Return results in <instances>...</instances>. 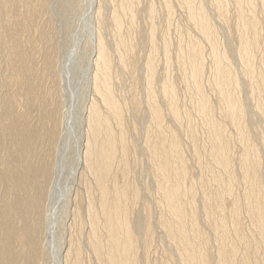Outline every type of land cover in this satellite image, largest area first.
Listing matches in <instances>:
<instances>
[{
	"label": "bare ground",
	"instance_id": "bare-ground-1",
	"mask_svg": "<svg viewBox=\"0 0 264 264\" xmlns=\"http://www.w3.org/2000/svg\"><path fill=\"white\" fill-rule=\"evenodd\" d=\"M90 1L0 0V264H264V0Z\"/></svg>",
	"mask_w": 264,
	"mask_h": 264
},
{
	"label": "rangeland",
	"instance_id": "rangeland-1",
	"mask_svg": "<svg viewBox=\"0 0 264 264\" xmlns=\"http://www.w3.org/2000/svg\"><path fill=\"white\" fill-rule=\"evenodd\" d=\"M93 0L90 1L92 4ZM94 6L92 5L90 7V11ZM89 10V8H88ZM89 13V11H88ZM88 33H90V25L88 21V15H85L84 13L80 15V17L77 20L75 29L71 33L72 41L68 44V46L63 47L62 49V57H63V63L66 62L67 69L70 74L72 87L71 88V105H74L75 103H79L80 98L83 96V90H82V83L84 77V70H81L82 62L77 56L76 52H78V49L80 47L81 42L83 39L88 36ZM60 40V39H59ZM86 92V94H85ZM84 97L86 98L85 103L88 102V93L87 90L84 91ZM84 103V104H85ZM73 142V136L70 138V144ZM68 144V145H70ZM71 146H68V150L70 151ZM68 151V152H69ZM70 153V152H69ZM76 188V182H72L71 180L67 183L65 191L63 194H70L73 192V190ZM62 196V195H61ZM62 200V198H61ZM60 201V199H59ZM60 207V206H59ZM57 211L54 212L56 214ZM52 238L54 239V243H56V240L58 239L57 233L54 232L52 235Z\"/></svg>",
	"mask_w": 264,
	"mask_h": 264
}]
</instances>
